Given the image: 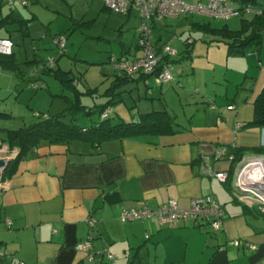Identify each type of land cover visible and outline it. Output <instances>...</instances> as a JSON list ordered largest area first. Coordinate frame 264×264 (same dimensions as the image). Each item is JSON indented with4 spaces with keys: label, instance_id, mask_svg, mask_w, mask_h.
I'll list each match as a JSON object with an SVG mask.
<instances>
[{
    "label": "crops",
    "instance_id": "1",
    "mask_svg": "<svg viewBox=\"0 0 264 264\" xmlns=\"http://www.w3.org/2000/svg\"><path fill=\"white\" fill-rule=\"evenodd\" d=\"M9 8L0 9V38L12 41V32L30 36L29 20L17 18V8ZM103 10H107L104 4ZM149 24L154 27L155 19ZM135 49L131 54L122 44L120 56L137 55L136 44ZM12 75L21 79L15 71L0 68V78L9 82L0 87V92L8 93L0 98L1 103L18 88L12 86ZM153 78L160 88L168 84ZM259 80L252 78L251 85L250 80L243 81L233 96L226 90L224 98L211 99L210 111L198 119L192 113L187 123H177L174 134L141 135L99 145L42 142L2 180L0 253L6 255L0 264H264V214L257 205L238 198L233 177L221 182L204 170V159L216 151L232 154L235 147L264 148V128L248 126L253 102L264 86V68ZM128 87L130 96L133 91L142 95L133 100L137 110L130 113V119L167 109L162 92L157 98L149 96L147 80ZM0 113L10 115L0 120L21 118L13 114L10 105L0 108ZM5 130L0 125V131ZM230 166L227 159L210 161L217 172L228 173ZM206 196L216 199L224 211L219 230L202 220L172 226L160 224L156 217L120 220L124 210L146 207L155 211L171 200L180 210H188L194 199ZM92 218L96 221L93 229L87 223ZM88 240L90 251L77 249ZM237 241L239 246L233 244Z\"/></svg>",
    "mask_w": 264,
    "mask_h": 264
},
{
    "label": "rangeland",
    "instance_id": "2",
    "mask_svg": "<svg viewBox=\"0 0 264 264\" xmlns=\"http://www.w3.org/2000/svg\"><path fill=\"white\" fill-rule=\"evenodd\" d=\"M27 1L26 7L15 3L11 8H17V18L29 20L30 36L23 37L20 32L11 34L12 52L19 63L22 77L20 79L12 75V86L18 85V88L16 92L10 93L12 97L6 103H3L5 100L0 102V108L10 105L13 114L21 118L0 120L1 128L8 130L29 126L39 119L37 113L43 116L63 111L67 104L59 95L75 100L74 91L64 90L63 85L52 75L39 73L41 65H49L54 57H58L55 66L63 71H70L75 78L76 88L82 93L80 101L83 105L94 108L103 104L107 100L103 96L105 90L110 87L114 75L119 73L110 60L120 57L122 44L129 48L131 54L135 53L137 28L141 24L135 13L127 19L124 15L103 10L101 0ZM3 8L10 10L7 5ZM208 21L213 27L224 24L199 15L158 18L155 19V28L148 23L151 30L150 44H169L178 54L174 56L176 59L185 48V40L194 41L191 59L173 65V80L170 83L160 88L153 77L147 79L149 96L157 98L162 92V100L167 110L175 116L177 123H187L192 113L198 119V116L210 111L213 105L211 99L224 98L226 90L229 95L235 93L237 86L245 80H250L251 85L252 78L259 80L261 69L264 68V37L260 54L248 49L244 55H234L224 42L217 41L218 37L193 27V23ZM227 25L232 30L239 29L240 17L231 19ZM56 35L66 37L63 55H59L53 42ZM37 83L41 87L35 90L34 85ZM7 85L9 82L0 78V87ZM262 85L260 83L258 86ZM259 87L254 95L258 94ZM93 89L97 90L93 95L86 93ZM7 95L8 93L0 92V98ZM139 95L142 96L137 91H133L132 96L128 93L122 94L121 101L112 110L119 118L130 120V113L135 114L137 110V107H133V100H138ZM98 120V114L94 113L90 118H79L78 124L88 126ZM113 121L118 122L115 115Z\"/></svg>",
    "mask_w": 264,
    "mask_h": 264
},
{
    "label": "trees",
    "instance_id": "3",
    "mask_svg": "<svg viewBox=\"0 0 264 264\" xmlns=\"http://www.w3.org/2000/svg\"><path fill=\"white\" fill-rule=\"evenodd\" d=\"M236 1L242 6L249 5L261 10V14H241L240 16L233 17H240V27L237 30L230 29L227 24H223L221 27H213L209 22H196L193 23V27L201 29L202 32L208 33L214 37H218L219 40L217 41L224 42L228 46L229 50L239 49L242 51V53H245L246 50L252 49L259 52L263 47L264 37V0ZM0 2V9L3 7L2 3L9 7H12L15 5V3H18L14 2L11 5L8 3V0H0ZM27 4L28 1L22 6H27ZM140 22L142 24L141 20ZM139 27L137 28L138 41L140 36V32L138 30ZM59 37H64L66 39V37L63 35H56L54 39ZM54 44L57 47L55 42ZM192 44L193 43H190V40L187 39L185 41V48L177 59L173 58L174 56L171 57L165 53H162L163 48L169 46V44L162 47H157L150 44L154 48L156 54L162 55L160 68H157L153 72H144L143 70H138L135 73L130 74L126 71V69H121L118 67L119 63L123 60H135L141 57L143 51L142 48L139 47L138 42L136 44V48L138 50L137 55H123L119 58H111V63H113V66H115V69L119 73L114 75V79L110 87L106 89L103 94L107 100L103 104L95 106L94 108H88L81 103L80 94L82 93L76 88L75 78L71 76L70 71H63L61 68L55 66L57 65L58 57L51 59L49 65L42 64L40 68L42 74L48 73L49 75H52L63 85L64 90L68 89L70 91H74L75 100L65 95H59L58 97L63 98L67 104L63 111L54 115L43 116L37 113L36 116L39 119L34 121L29 126H22L14 130H6V132L3 133V136H0V144L6 145L10 151L16 152L15 158L9 161L7 167L4 170L2 174V180L4 178H9L14 173L18 163L24 160L32 150L38 148L42 142H47L51 145H59L70 144L72 142L79 141L93 145H99L100 143L108 140H123L135 138L141 135L174 134L177 131L178 124L175 116H173L167 109L154 110L148 113H139L137 114L136 118L126 120L119 118L112 108L119 101H121L122 94L128 93V86H130L133 82H145L149 77L154 76L158 81H160L161 84L170 83L173 80V76L169 81H163L159 79V75L161 74L163 67L167 64H171V73L173 65L181 64L184 61L191 59ZM57 49L59 50V55H63L65 53L66 44L64 49L60 50L58 47ZM0 68L13 70L19 77H22V73L19 69V63L17 62L13 52L11 55L0 54ZM39 87L40 84L37 83L35 84L34 88L38 89ZM96 91V89H93L88 90L86 93L93 95V93ZM94 113L98 114L99 120L97 122H91V124L88 126H81L78 124L79 118H90ZM114 115L118 119V122L113 121ZM1 117L8 118L10 115L6 113H0V118ZM248 126L264 128V86L253 102V119L248 123ZM230 155L233 156V160L230 161L231 166L227 174L228 178L232 179L235 167L244 157L264 156V148L256 147L243 149L235 147L232 150V154ZM5 255V252L0 253V259L4 258Z\"/></svg>",
    "mask_w": 264,
    "mask_h": 264
},
{
    "label": "built area",
    "instance_id": "4",
    "mask_svg": "<svg viewBox=\"0 0 264 264\" xmlns=\"http://www.w3.org/2000/svg\"><path fill=\"white\" fill-rule=\"evenodd\" d=\"M107 10L120 15H128L134 11L142 24L139 27L138 45L142 48L143 54L135 60H123L118 67L126 69L130 74L138 70L144 72H153L160 68L161 54H156L154 48L149 44L150 30L148 22L158 18H179L187 15H200L211 20L227 21L241 14H261V10L252 6L240 5L236 0H196L191 3L187 0H101ZM18 2L21 5L26 4V0H8L9 4ZM57 47L62 50L65 47L66 39L59 37L54 39ZM13 43L9 39H0V54L11 55ZM168 56H174L176 52L169 46L163 48V52ZM162 69V68H161ZM171 64L163 67L159 79L169 81L172 79L170 73ZM16 156L15 151H10L6 145L0 144V159L11 161ZM227 159L233 160V156L226 151H216L211 157L204 159L205 173L221 182L228 178L226 172H217L210 167L211 160ZM246 161V162H245ZM4 170L0 169V189L2 185V174ZM233 186L238 191V198L248 205H257L259 210L264 213V156H246L236 166L233 173ZM156 217L160 224L172 226L181 221L207 222L213 230H219L224 219V211L221 205L212 196L200 197L191 202L188 210H180L177 202L169 201L160 206L157 210L142 208L138 210H124L120 215L122 222H130L140 219ZM10 225V221L7 220ZM90 228L96 224L95 219H88ZM91 240V237H89ZM85 241L77 245L78 250L90 251V241ZM239 246L240 242H234ZM254 249V246H251ZM113 260V256L109 255ZM114 264V263H113Z\"/></svg>",
    "mask_w": 264,
    "mask_h": 264
},
{
    "label": "water",
    "instance_id": "5",
    "mask_svg": "<svg viewBox=\"0 0 264 264\" xmlns=\"http://www.w3.org/2000/svg\"><path fill=\"white\" fill-rule=\"evenodd\" d=\"M232 53L234 55H238V54L242 55V51L239 50V49H233ZM9 161H5L4 159H0V169L5 170V168L7 167L8 163H9ZM0 177H1V173H0Z\"/></svg>",
    "mask_w": 264,
    "mask_h": 264
}]
</instances>
